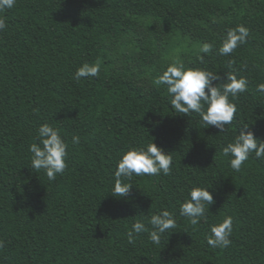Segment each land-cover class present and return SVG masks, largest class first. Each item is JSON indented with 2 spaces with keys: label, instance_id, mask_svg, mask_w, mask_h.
<instances>
[{
  "label": "trees",
  "instance_id": "1",
  "mask_svg": "<svg viewBox=\"0 0 264 264\" xmlns=\"http://www.w3.org/2000/svg\"><path fill=\"white\" fill-rule=\"evenodd\" d=\"M0 33V264H264V161L233 172L219 155L225 136L196 116L175 113L155 78L174 58L221 76L228 63L249 79L236 124L264 140V0H17ZM250 30L231 56L219 47L229 28ZM97 78L72 79L83 62ZM62 130L68 167L49 181L30 169L28 146L41 123ZM239 131V129H237ZM79 145H72L73 135ZM153 142L173 156L168 175L134 177L130 199L111 195L112 172L132 145ZM213 195L209 224L177 227L154 245L127 242L141 213L178 209L187 189ZM234 217L228 249L207 246L212 223Z\"/></svg>",
  "mask_w": 264,
  "mask_h": 264
},
{
  "label": "clouds",
  "instance_id": "2",
  "mask_svg": "<svg viewBox=\"0 0 264 264\" xmlns=\"http://www.w3.org/2000/svg\"><path fill=\"white\" fill-rule=\"evenodd\" d=\"M17 0H0V33L8 28L7 11L13 9ZM250 30L243 24L229 28L222 37L219 47L209 42L200 46V53L209 54L215 50L220 56H231L237 48L247 43ZM199 67L187 65L179 57L174 58L155 78V84L163 86L169 97L170 108L178 114L199 118L204 128L214 126L224 134L225 142L219 147V155L226 158L233 172H241L250 159L264 161V140L251 130V124H236V131L229 133L238 116L236 101L249 91V79L240 75L229 61V71L221 76L207 67L204 55L198 57ZM101 63L83 62L75 70L72 79L81 82L100 76ZM256 92L264 96V83L256 85ZM239 129V131H237ZM81 137L73 135L72 145H79ZM30 169L35 173L43 171L49 181L62 176L68 167L69 142L59 127L51 123H41L36 130L35 142L28 146ZM173 172V156L152 139L144 144L132 145L118 158L112 172L111 195L117 199H130L134 177L168 176ZM136 186V185H135ZM206 185H193L187 189L184 199L176 210L162 208L151 215L141 213V218L131 223L127 231V242L135 244L141 234H147L154 245H160L166 233L177 227L178 217L185 218L192 226L209 224L208 213L213 204V195ZM234 217L225 214L223 219L209 226L205 240L213 249H228L232 244ZM5 241L0 239V251Z\"/></svg>",
  "mask_w": 264,
  "mask_h": 264
}]
</instances>
